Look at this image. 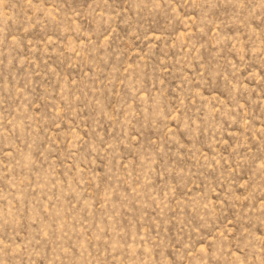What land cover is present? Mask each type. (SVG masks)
I'll list each match as a JSON object with an SVG mask.
<instances>
[{"label": "rangeland", "instance_id": "1", "mask_svg": "<svg viewBox=\"0 0 264 264\" xmlns=\"http://www.w3.org/2000/svg\"><path fill=\"white\" fill-rule=\"evenodd\" d=\"M0 264H264V0H0Z\"/></svg>", "mask_w": 264, "mask_h": 264}]
</instances>
